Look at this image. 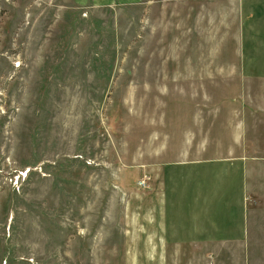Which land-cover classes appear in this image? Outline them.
Listing matches in <instances>:
<instances>
[{"label": "rangeland", "instance_id": "rangeland-1", "mask_svg": "<svg viewBox=\"0 0 264 264\" xmlns=\"http://www.w3.org/2000/svg\"><path fill=\"white\" fill-rule=\"evenodd\" d=\"M161 4L0 0V264H264V240L153 242L165 167L226 159L242 138L258 156L264 127L241 102L257 89L206 71L234 41L186 55L176 9ZM250 170L243 209L264 229V166Z\"/></svg>", "mask_w": 264, "mask_h": 264}, {"label": "crops", "instance_id": "crops-1", "mask_svg": "<svg viewBox=\"0 0 264 264\" xmlns=\"http://www.w3.org/2000/svg\"><path fill=\"white\" fill-rule=\"evenodd\" d=\"M80 5H136L147 2L155 11L160 2L163 14L166 3L174 6L177 23L184 39L189 40L187 55H202L203 39L223 40L231 45L227 61L209 70L226 77L228 87L253 88L254 95L242 96L244 110L264 120V0H75ZM164 15L161 20H164ZM181 34V35H182ZM206 34V35H204ZM211 47L212 55H218ZM225 54L221 52L218 56ZM184 71L197 72L203 68L185 65ZM197 76L195 74L194 78ZM236 78V79H235ZM197 80V77H196ZM215 80V79H214ZM238 82V83H236ZM252 92V91H251ZM256 152L250 156L249 142L239 139L226 159L193 160L170 168L164 175V207L162 229L156 246L168 248L223 249L250 247L251 240H264V229L248 223L245 197L251 192V168L264 166V127H258ZM235 135V133H233ZM246 131L243 136H246ZM251 135V133H250ZM240 146L241 154H236ZM253 158V159H251ZM194 209L191 211V208ZM239 208L238 211L235 209Z\"/></svg>", "mask_w": 264, "mask_h": 264}, {"label": "built area", "instance_id": "built-area-1", "mask_svg": "<svg viewBox=\"0 0 264 264\" xmlns=\"http://www.w3.org/2000/svg\"><path fill=\"white\" fill-rule=\"evenodd\" d=\"M144 182H145V180L144 181H141V184H145Z\"/></svg>", "mask_w": 264, "mask_h": 264}]
</instances>
